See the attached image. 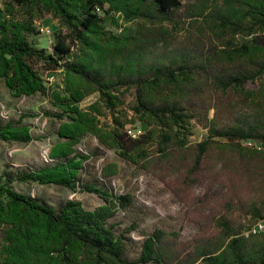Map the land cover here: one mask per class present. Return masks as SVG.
<instances>
[{"label": "trees", "instance_id": "16d2710c", "mask_svg": "<svg viewBox=\"0 0 264 264\" xmlns=\"http://www.w3.org/2000/svg\"><path fill=\"white\" fill-rule=\"evenodd\" d=\"M46 15L59 20L49 52L30 40ZM35 66L62 72V86L47 88ZM263 76L264 0H2L0 79L13 98L45 96L58 127L52 162L0 174V264H264V232H250L264 219V152L242 146L264 142V84L246 88ZM129 92L148 127L136 138L119 116ZM32 116L0 125V141L30 143L23 120ZM197 126L207 136L193 143ZM88 136L162 183L196 233L182 240L156 228L126 259L109 220L132 197L83 182L91 156L77 147ZM118 171L108 162L98 180ZM16 182L79 187L102 204L67 199L55 209ZM136 230L132 222L127 233Z\"/></svg>", "mask_w": 264, "mask_h": 264}, {"label": "rangeland", "instance_id": "374dc122", "mask_svg": "<svg viewBox=\"0 0 264 264\" xmlns=\"http://www.w3.org/2000/svg\"><path fill=\"white\" fill-rule=\"evenodd\" d=\"M187 3H192L195 0H184ZM2 0H0L1 6ZM59 25V20L46 15L44 19L36 23V27L48 28L53 31V27ZM109 30H113L108 28ZM39 32V31H38ZM40 33V32H39ZM31 42L37 44V48H43L49 52L51 41L54 40L46 35L38 34L30 37ZM36 70L43 79L47 88H56L62 86L63 74L57 72H45L39 66H35ZM264 84V76L254 83L246 84V88H257L259 84ZM98 94H92L84 99L80 107L85 108L95 102ZM133 102L132 93L126 95L124 105L119 108V116L121 121L127 122L125 125L140 128L143 132L148 128L146 124L138 122L135 119L134 113L129 109ZM0 104L5 107L8 112V119L0 117V125L7 121L15 122L21 115H33L31 118H25L24 124L30 128L33 140L28 144L4 143L0 141V161L2 159L9 163L17 164L12 168L29 172L43 165L40 157L42 147L52 144L56 141V130L58 122L48 119L44 113L53 111L49 100L40 94H35L29 97L13 98L5 88L3 81L0 79ZM112 117L106 112L105 116L99 117V127L103 130L112 126ZM207 136L206 130L197 126L191 136V142H199ZM262 145L261 149L256 147H243L248 149L264 152V142H259ZM90 154V159L84 164L85 170L83 182L85 184L93 183L99 188L111 190L115 194H129L132 197V204L125 211H118L117 215L109 220V223L114 224L116 235L124 236L125 252L124 256L128 260H134L140 252V245L144 237L141 234H149L154 229H161L165 232L180 231L182 240L190 239L197 231L196 227L186 222L185 209L176 200V198L164 187L162 183L153 178L151 175L141 171L133 164L123 160L118 152L107 149L101 145L94 137H86L77 147ZM13 150L11 157L7 156L8 150ZM2 158V159H1ZM108 162L118 165V174L104 181L98 180V170ZM14 189L20 193L38 198L40 201L51 205L58 209L59 206L67 199L79 200L84 208L91 210L102 204L101 199L93 194L79 193L72 196L73 192L56 186H39L35 184L14 183ZM264 221V219H262ZM134 222L137 230L127 233ZM254 224L251 226V228ZM261 232H264L261 231ZM248 235V232L245 233ZM3 244L2 232L0 231V248Z\"/></svg>", "mask_w": 264, "mask_h": 264}, {"label": "built area", "instance_id": "2783aa9c", "mask_svg": "<svg viewBox=\"0 0 264 264\" xmlns=\"http://www.w3.org/2000/svg\"><path fill=\"white\" fill-rule=\"evenodd\" d=\"M97 11L99 12L98 8H97ZM37 29L40 32V34L46 35L49 38L52 37V31H50L48 28L38 27ZM50 42H52V41L50 40ZM0 117L3 119H8V112L5 110V107L2 106L1 104H0ZM124 130H125L126 134L132 138H136L137 136H139L143 132L140 128H136V127H132V126H128V125H125ZM242 144L244 146L250 147V148H252V147L253 148L256 147L257 149L262 148V145H260L259 142H256V141H244V142H242ZM80 151H82L83 153L86 154V152H84L81 148H80ZM49 152H50V146L49 145L41 148L40 157H41V160L43 163L52 162V159L49 156ZM12 154H13V150L9 149L7 151V156L11 157ZM100 171L101 170H98V176L99 177H100ZM79 191H80V189L78 187L77 191L73 192L72 196H76L77 194H79ZM263 230H264V221L259 220L257 223L254 224V226L251 228L250 232L257 233V232H261Z\"/></svg>", "mask_w": 264, "mask_h": 264}, {"label": "crops", "instance_id": "0c3cea01", "mask_svg": "<svg viewBox=\"0 0 264 264\" xmlns=\"http://www.w3.org/2000/svg\"><path fill=\"white\" fill-rule=\"evenodd\" d=\"M4 143H7V142H4ZM16 165L17 164L15 163H9V161L2 159L0 161V174L7 172V171L16 172L17 170L15 168L10 167V166L15 167Z\"/></svg>", "mask_w": 264, "mask_h": 264}]
</instances>
